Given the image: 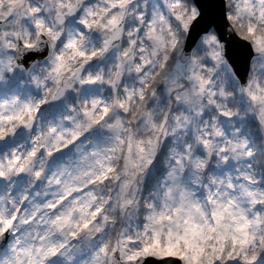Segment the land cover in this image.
<instances>
[{
  "label": "clouds",
  "instance_id": "clouds-1",
  "mask_svg": "<svg viewBox=\"0 0 264 264\" xmlns=\"http://www.w3.org/2000/svg\"><path fill=\"white\" fill-rule=\"evenodd\" d=\"M0 264H264V0H0Z\"/></svg>",
  "mask_w": 264,
  "mask_h": 264
}]
</instances>
